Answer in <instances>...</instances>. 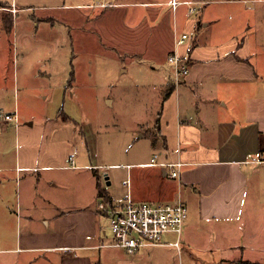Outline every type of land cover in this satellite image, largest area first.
<instances>
[{
    "label": "crops",
    "instance_id": "1",
    "mask_svg": "<svg viewBox=\"0 0 264 264\" xmlns=\"http://www.w3.org/2000/svg\"><path fill=\"white\" fill-rule=\"evenodd\" d=\"M110 1L113 4L101 7L95 5L96 0H77L75 4L65 0H0V33L10 34L13 41L30 40V18L24 13L29 12L32 17L31 11H47L37 20L46 24L51 23L48 11L58 10L66 27L74 17L78 45L81 41L79 47L83 51L87 35L92 39L104 38L109 49L132 58L163 50V59L168 62L167 56L176 49L189 64L186 77L177 83L172 81L178 92V150L171 151L165 140L166 152L161 157L154 154L142 163L113 164L125 169L121 180L125 195L117 199L109 190V173L104 184L99 167L92 163L96 153L86 136L88 122L78 121L62 109L51 116L44 114L40 117L47 126L37 138V133H30L37 125L36 116L32 115L23 120L26 127L20 138V117L14 124L2 116L0 244L9 247L5 250L25 253V258L42 252L46 261L53 264H183L184 258L193 264L196 260L190 251L192 230L199 231L205 223L239 219L251 186L264 184V176L257 172L264 166V161H258L264 145V0H177L200 3V12L196 9L191 14L187 12V3L173 5V0ZM247 2L253 4L241 5ZM248 9L252 31L246 33L244 26L247 28L249 23L243 25L242 18L247 16L244 10ZM71 11L72 16L68 13ZM233 15L241 18L231 20ZM7 22H11L10 29ZM96 24L104 33L98 31ZM19 25L20 30H15ZM185 31L189 38L176 45L175 36ZM166 82L162 83L165 93ZM106 100L112 103L109 97ZM161 105L154 113V128L152 122H142L132 130L140 137L148 134L157 140L160 134L163 139V101ZM8 112H17L19 116L16 105L4 115ZM68 133L74 142L65 139ZM59 149L64 150L63 154ZM153 160L181 161L184 165L179 178H170L165 166L155 165ZM125 180H129V185ZM12 186L14 194L10 196ZM100 188L114 205L123 203L129 195L135 201L156 203L173 202L180 195L186 205L192 203V216L185 220L180 235L181 250L162 245L127 254L121 248L101 245L111 240V234L103 221L106 216L97 207ZM12 197L15 203L10 206ZM169 236L172 238L168 240H173ZM219 247L216 249L220 251ZM237 247L238 244L228 248L230 251ZM240 247L242 251L248 248ZM220 259L226 264L225 261L238 258L223 254ZM241 261L260 262L243 258Z\"/></svg>",
    "mask_w": 264,
    "mask_h": 264
},
{
    "label": "rangeland",
    "instance_id": "2",
    "mask_svg": "<svg viewBox=\"0 0 264 264\" xmlns=\"http://www.w3.org/2000/svg\"><path fill=\"white\" fill-rule=\"evenodd\" d=\"M65 2L75 4L77 0ZM252 4L247 2L241 5L250 7ZM200 6V3L196 5L198 9ZM96 10L94 9L93 13ZM244 11L247 16L242 18V23L243 25L249 23L247 28L244 26V32L249 33L252 31L250 10ZM48 12L51 23L46 24L37 20H40L39 17L44 16L43 14H47V11H31L30 14L33 13L31 16L36 19L34 21L29 17V12L24 13L30 18L27 28L30 29L28 31L30 40L13 41L10 34L0 33V118L16 105L20 123L23 125L20 138L24 133L22 129L26 127L24 121L32 115L36 116L37 125L30 129V133L33 135L37 133V138L41 136L43 127L47 126L42 123L40 117L44 114L51 116L62 109L64 113L77 117L78 121L88 122L86 136L89 147L96 153L92 163L97 165L96 168L99 167L101 181L104 184L107 182L105 175L109 173L112 181L109 190L113 196L121 199L125 195V186L121 181L125 176V169L115 167L113 164L142 163L154 154L161 157L166 152L163 147L165 140L171 151L175 153L178 150L176 134L178 92L173 88L165 97V91L162 89V83L165 81L166 89L172 83L173 67L163 59V50H158L154 54L150 52L151 55L147 54L146 57L132 58L113 48L109 49L104 45V38L92 39L88 35L84 39L83 51V47H79L82 45L81 41L78 45L73 12H68L72 16L70 18L72 22L67 27L61 23L59 17L61 13L58 10ZM199 12L200 10L197 13ZM237 18H241L240 15H233L231 20ZM105 20L108 21L107 17ZM97 26L98 31L104 33L99 25ZM15 30H20V25ZM108 97L112 100L111 104L106 100ZM162 101L165 110L160 116V127L165 137L162 139L160 134L157 140L148 134L140 137L132 130L133 127L139 128L138 124L142 122L145 125H152L154 113L157 108L160 109ZM189 115L194 117V112L189 110ZM154 124L151 127L154 128ZM70 135L68 133L65 139L74 142ZM86 148L84 144V151H87ZM59 150L58 152L63 154L64 150ZM257 172L264 176V166ZM250 192L239 219L218 224L205 223L199 231L192 230L193 247L190 251L194 253L196 260L193 264H223V260L220 259L223 254L239 259L225 261L226 264L243 262L241 258L259 260L260 264H264V184L251 186ZM8 193L10 196L14 194L13 186ZM13 203L14 199L9 205L12 206ZM193 207L192 203H188L190 217ZM103 221L110 231L108 219ZM11 232L13 233V230ZM169 237L168 235L167 239ZM236 244L238 247L229 251L228 247ZM240 245L248 248L242 251ZM218 246L220 251L216 249ZM6 248L9 247L0 244V264H53L46 261L42 252H34L33 257L25 258V253L12 249L5 250ZM200 258L206 261H198ZM182 263L192 264L185 258Z\"/></svg>",
    "mask_w": 264,
    "mask_h": 264
},
{
    "label": "built area",
    "instance_id": "3",
    "mask_svg": "<svg viewBox=\"0 0 264 264\" xmlns=\"http://www.w3.org/2000/svg\"><path fill=\"white\" fill-rule=\"evenodd\" d=\"M96 4L101 7H108L113 4L110 0H96ZM188 5V13L194 12L197 7L196 2L184 1ZM173 0V5L184 3ZM189 38L188 32H181L175 36L174 43L180 45ZM173 67L175 82L184 79L189 71L188 62L184 61L177 51H171L166 58ZM4 119L17 124L19 116L17 112L7 113ZM259 162L264 161V145L261 151ZM153 164L165 166L170 178H179L180 168L184 165L179 160L158 162L153 160ZM129 185V180L124 181ZM98 210L102 211L108 219L111 240L102 243L103 246L118 247L127 254L134 253L146 247H158L162 245H172L181 250L180 235L184 228V222L188 217L187 205L179 195L173 202H151L135 201L129 195L121 204H112L100 198ZM168 235L173 236V240H168Z\"/></svg>",
    "mask_w": 264,
    "mask_h": 264
},
{
    "label": "trees",
    "instance_id": "4",
    "mask_svg": "<svg viewBox=\"0 0 264 264\" xmlns=\"http://www.w3.org/2000/svg\"><path fill=\"white\" fill-rule=\"evenodd\" d=\"M6 25L8 27L7 29H10L11 22H10V24L7 22ZM173 88H174V84L171 83L170 86L166 90L165 97H167L171 93V91L173 90ZM99 194H100L101 197H103L104 200H106L107 202H109L108 193L104 189L100 188L99 189ZM243 264H260V263L259 262H256V261L255 262L243 261Z\"/></svg>",
    "mask_w": 264,
    "mask_h": 264
}]
</instances>
